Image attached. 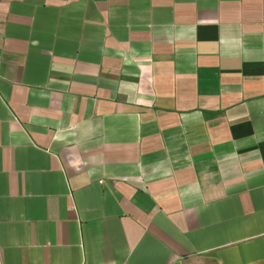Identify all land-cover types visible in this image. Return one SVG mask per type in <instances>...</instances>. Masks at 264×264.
Segmentation results:
<instances>
[{"label":"crops","instance_id":"1","mask_svg":"<svg viewBox=\"0 0 264 264\" xmlns=\"http://www.w3.org/2000/svg\"><path fill=\"white\" fill-rule=\"evenodd\" d=\"M0 264H264V0H0Z\"/></svg>","mask_w":264,"mask_h":264}]
</instances>
